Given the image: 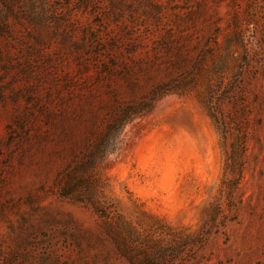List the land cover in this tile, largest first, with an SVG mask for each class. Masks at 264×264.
<instances>
[{"label": "rangeland", "instance_id": "1", "mask_svg": "<svg viewBox=\"0 0 264 264\" xmlns=\"http://www.w3.org/2000/svg\"><path fill=\"white\" fill-rule=\"evenodd\" d=\"M0 264H264V0H0Z\"/></svg>", "mask_w": 264, "mask_h": 264}, {"label": "trees", "instance_id": "2", "mask_svg": "<svg viewBox=\"0 0 264 264\" xmlns=\"http://www.w3.org/2000/svg\"><path fill=\"white\" fill-rule=\"evenodd\" d=\"M227 51H229V50H227ZM233 53H235V52H233L232 50L230 51V54H233ZM203 60L202 61H204L205 59H206V57L204 58H202ZM170 90H162L161 88H159V89H157V90H155V97H159V96H161V95H163V94H165V93H168ZM133 114V115H137L138 114V110H133V112H130L129 114ZM128 120H127V118H122V119H120V120H118L117 121V124L118 125H120V126H123L126 122H127Z\"/></svg>", "mask_w": 264, "mask_h": 264}]
</instances>
